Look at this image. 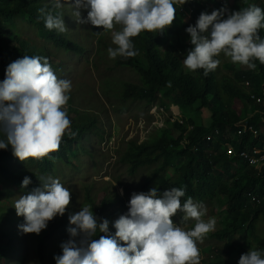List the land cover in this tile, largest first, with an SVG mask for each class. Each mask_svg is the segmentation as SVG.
<instances>
[{
  "label": "trees",
  "instance_id": "trees-1",
  "mask_svg": "<svg viewBox=\"0 0 264 264\" xmlns=\"http://www.w3.org/2000/svg\"><path fill=\"white\" fill-rule=\"evenodd\" d=\"M223 1L177 0L174 4L176 16L170 27L163 33L142 31L132 38L139 54L132 58L117 57L115 61L116 67L129 68L140 79V83L125 81L119 84L118 95L122 100L144 102L147 108L159 105L170 116L171 105L183 111V124L167 118L165 127L156 128L154 134L142 142L130 140L120 155L119 163L127 166L132 176L143 168L154 170L142 184L141 192H148L153 181L160 176L162 183L156 187L159 194L172 187L182 188L185 191L182 202L191 197L194 202L209 205L212 215L217 208L226 207L225 214L219 219L222 228L206 236L215 240L216 246L202 264H238L241 254L250 248L264 252V204L253 207L248 198L250 194L264 195V170L259 176L246 162L239 158L231 159L223 151L224 146L234 147L237 152L264 148V64L255 61L256 69L247 70L246 66L231 63L226 65L231 73L222 72L218 66L207 75L203 69L189 71L183 65L186 52L192 47L186 28L195 25L201 12L210 14L213 9L223 7ZM234 3L230 10L236 11L252 4L264 9V0H234ZM45 7L54 14L59 13L53 5L44 4L43 0H0V81L5 78L10 63L25 55L34 56L33 52L46 57L50 64L61 65L45 47L38 48L21 39L17 24L21 20H25L29 28L36 29L40 39L50 41L57 49L72 52L78 57L85 55V47L72 40V35L49 31L43 18L37 20L41 15L38 10ZM102 30L94 27L95 36L99 37ZM260 35L264 37V29ZM175 40L179 41V46ZM106 87H111V83ZM78 109L70 106L67 113L69 116L72 113L76 115ZM186 111L194 114L207 111L211 122L207 123L205 118L195 121L193 116H187ZM94 119L75 120L73 127H69L62 137L59 149L42 159L29 158L22 162L12 155L10 145L7 149H0V175L3 181L18 186L24 193L41 186L39 178L52 171L59 159L71 163L64 149L70 152L69 155L77 156V145L98 128L97 119ZM245 123L253 127L258 135H241L236 128ZM190 125H194L195 130L188 132ZM229 129L233 130L234 135L226 140ZM215 130H219L220 136L216 142L209 141L207 136ZM70 133L75 135L71 136ZM103 133L95 132L101 140L104 139ZM0 139H4L2 134ZM26 176L31 183L22 188ZM212 180L218 181L215 188L211 187ZM2 199L0 184V203ZM115 199L120 206L113 207L116 205L114 201H103L98 205L91 188L86 193V205L91 206L97 217L109 221V234L112 236L116 232L112 216L128 211V201L124 197L116 194ZM1 219L2 216L0 222ZM65 221V217L56 216L38 236L40 264H56L54 256L60 255L62 250H59L60 254L44 252V244L54 237ZM1 229L0 223V264H4L10 254L13 237ZM100 235L105 234L97 231L94 238L98 239Z\"/></svg>",
  "mask_w": 264,
  "mask_h": 264
},
{
  "label": "clouds",
  "instance_id": "clouds-1",
  "mask_svg": "<svg viewBox=\"0 0 264 264\" xmlns=\"http://www.w3.org/2000/svg\"><path fill=\"white\" fill-rule=\"evenodd\" d=\"M177 0H71L77 22L111 31L115 47L107 49L110 59L132 58L139 53L132 38L142 31L163 33L176 16ZM184 2V0H181ZM63 5L54 0V8ZM87 10L82 18L80 9ZM45 27L67 31L60 13L40 8ZM118 26V28H117ZM264 9L252 4L230 10L223 7L200 13L195 25L186 28L190 47L183 60L189 71L203 69L205 75L220 65L222 53L233 64L256 69L264 64ZM99 35V33H98ZM71 81L59 79L46 57L23 56L10 63L0 81V149L11 146L12 155L24 162L42 159L59 149L70 127L65 105L70 99ZM74 136L75 133H70ZM40 187L19 195L14 208L24 222L18 226L24 234L39 235L56 216H63L71 202V191L59 179L40 177ZM31 183L24 177L22 188ZM123 195V189H121ZM182 188L172 187L159 194L157 188L133 192L128 211L115 222V235L109 234V221L97 217L90 205L69 215V239L54 256L56 264H200L198 242L215 230L216 219H205L207 209ZM183 213L182 223L194 222L190 229L173 222ZM97 231L104 233L97 237ZM123 242V243H121ZM238 264H264V252L250 248Z\"/></svg>",
  "mask_w": 264,
  "mask_h": 264
},
{
  "label": "rangeland",
  "instance_id": "rangeland-1",
  "mask_svg": "<svg viewBox=\"0 0 264 264\" xmlns=\"http://www.w3.org/2000/svg\"><path fill=\"white\" fill-rule=\"evenodd\" d=\"M223 2L225 4V0ZM43 3L54 6V0H43ZM60 3L63 6L57 10L63 15L67 27L65 32L72 35V40L82 44L86 49L85 55L82 57H78L72 52L57 49L50 41L40 39L36 34V29L33 30L26 26L25 20L17 23L21 39L29 41L35 47H45L48 52H51L57 59V63L61 64L49 63L56 76L59 79L71 81L72 87L69 93L71 98L64 107L66 112L70 106L79 109L76 115L72 113V116H69L67 113L71 122L70 127H73L75 120L86 119L90 121L95 120L94 118L97 119L98 128L93 129V133L77 145L76 157L69 155L70 152L66 149L63 150L70 157V164L63 161V159H59L52 171L43 175L40 174L41 177L51 176L54 179H59L71 191L69 207L63 216L58 215V217H65V224L47 244H44V252L55 254H60V245L69 239L67 232V228L70 226L69 215L78 212L82 206L86 205L88 188H91L92 195L98 205H101L103 201L104 203L114 201L116 205H113V207L120 206L119 202H116V194L129 201L133 192H141L142 184L154 170L143 168L132 176L129 174L127 166L120 164L118 160L128 147L130 140L136 139L142 142L150 138L156 128L167 125V118L170 117L168 113L162 114L159 105L147 108L144 102L125 101L119 97L117 88H119L120 83L125 81L140 83V79L129 68L116 67L115 61L117 58H109L107 49L115 47L111 41V31L102 30L99 37H96L94 26L76 21L77 17L74 15L75 9L71 0H60ZM233 4H235L234 0H227L228 8ZM80 12L82 18L87 17L86 9L82 8ZM102 37L103 39H101ZM175 44L179 46V41L175 40ZM33 55L39 54L33 52ZM219 59L221 61L220 70L224 73H231L226 68L227 64L232 63L230 58L221 54ZM238 68L241 69L240 66ZM108 83H111V87L107 89L106 85ZM170 112L172 114L171 118L173 116L183 118V111L175 105L170 106ZM186 114L190 117L193 116L195 121H201L202 118H205L207 123L211 122L210 114L207 111L196 114L186 111ZM95 132L100 134L104 132V139L101 140ZM161 183V178L158 176L151 184V189L156 188ZM0 184H2L3 189V199L0 203V216H2L0 223L3 227L1 231L13 237L10 254L4 260V264H40L37 251V238L40 234L22 233L18 226L24 222V218L17 216L14 208L15 200L19 198V195L26 193L18 189V186L7 181L4 182L1 175ZM217 184V180H212L211 187L215 188ZM106 188H108V191H105ZM121 189H123V195H121ZM203 205L207 209L204 218L215 217L216 219L215 230L207 234V236H210L222 228L219 219L225 214L226 207L217 208L215 214L212 215L209 205ZM120 216L116 213L112 216V219L116 221ZM182 216L183 213L178 212L173 222L186 229L194 226L192 221L182 223ZM262 231L264 234V228ZM215 246V240L206 237L202 242H198L201 257L200 264L207 256L212 255L211 251L214 250Z\"/></svg>",
  "mask_w": 264,
  "mask_h": 264
},
{
  "label": "built area",
  "instance_id": "built-area-1",
  "mask_svg": "<svg viewBox=\"0 0 264 264\" xmlns=\"http://www.w3.org/2000/svg\"><path fill=\"white\" fill-rule=\"evenodd\" d=\"M247 84H249V83H247ZM252 99L255 100L256 97H252ZM259 102H261V100H259ZM159 110L162 112V114L164 113V115H165V113H167L165 108H163V107H161V109H159ZM170 117H168V118H170ZM176 120H178L180 124L184 123L183 118L180 116L179 117L173 116L171 118L172 122H174ZM236 129H238L240 131L241 135L242 134H248V133L258 135L256 130L253 127H251L248 123L242 124V125L238 126ZM193 130H195L194 125H190L188 127V132L193 131ZM233 135H234L233 130L229 129L225 139L228 140L229 138H232ZM219 136H220L219 130H215L213 133L209 134L207 136V138L209 141L216 142V140ZM223 151L231 159L232 158H239L243 162H246L250 168L254 169V171H256L258 173L259 176L261 175V173L264 170V148L263 149L255 148L251 151L237 152L234 147L224 146ZM248 198L250 200L251 206H253V207L261 206L264 204V195L263 196H255V195L250 194L248 196ZM127 204H128V202H127Z\"/></svg>",
  "mask_w": 264,
  "mask_h": 264
}]
</instances>
